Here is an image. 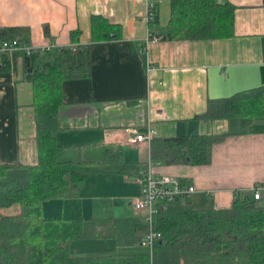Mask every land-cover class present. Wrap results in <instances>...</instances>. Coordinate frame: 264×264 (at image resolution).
Wrapping results in <instances>:
<instances>
[{"label":"crops","instance_id":"obj_1","mask_svg":"<svg viewBox=\"0 0 264 264\" xmlns=\"http://www.w3.org/2000/svg\"><path fill=\"white\" fill-rule=\"evenodd\" d=\"M147 1L156 4L152 30L164 35L170 0H0V27L18 28L15 37L26 45L88 47L89 75L61 84L65 103L56 133L61 145L57 159L105 162L107 154L119 152V160L110 162L116 171L95 173L69 197L42 204L47 217L83 218L106 233L114 221L124 220L115 235L72 240L74 255L149 253L141 243L147 212L132 204L142 169L176 176L196 188L187 199L157 202V210L228 207L235 193H251L257 183L264 187V119L206 114L209 99L251 88H259L264 101V0H217L235 5L230 37L146 42ZM93 15L112 24L109 38L92 37ZM5 57L8 65L0 66V162L33 163L32 85L23 77V53ZM148 128L156 139L226 135L214 144L209 163L175 164L153 154L151 141H131ZM18 209L13 204L3 211Z\"/></svg>","mask_w":264,"mask_h":264},{"label":"trees","instance_id":"obj_2","mask_svg":"<svg viewBox=\"0 0 264 264\" xmlns=\"http://www.w3.org/2000/svg\"><path fill=\"white\" fill-rule=\"evenodd\" d=\"M234 9L229 1L170 0L167 32L161 35L152 30L157 11L149 30L169 39L227 38L234 35ZM111 25L105 17L93 15L92 37L109 38ZM17 29L0 27V41L15 37ZM71 34L76 38L78 30ZM22 53L23 77L33 90L37 159L33 163L0 162V264H264V192L259 199L252 192H237L228 207L158 209L152 221L162 236L151 255L72 254V240L115 235L124 220L114 221L113 229L106 233L98 230L97 223L83 218L47 217L42 204L69 197L82 180L95 173L116 171L110 162L119 160V152L107 154L105 162L60 161L56 157L61 148L56 133L62 128L60 112L65 103L61 84L67 78L89 75L88 47L59 46ZM5 56L0 58L1 67L8 65ZM206 114L212 118L220 114L250 121L264 119L262 93L251 88L228 98L209 99ZM225 135L153 137L151 149L169 163L205 164L212 159L214 144ZM166 202L170 201L159 203ZM13 204L19 205L16 212L3 211Z\"/></svg>","mask_w":264,"mask_h":264},{"label":"built area","instance_id":"obj_3","mask_svg":"<svg viewBox=\"0 0 264 264\" xmlns=\"http://www.w3.org/2000/svg\"><path fill=\"white\" fill-rule=\"evenodd\" d=\"M156 15V4L152 1H147L145 7V21L147 23V35L145 41L160 39V36L152 33L149 30V22H151ZM70 48H77L83 45L71 43L68 45ZM57 46L47 44L42 47L28 46L22 42L18 37L4 39L0 41V58L3 54L14 52L30 53L33 50L48 51ZM144 50V46L141 47ZM154 135V130L148 128L144 133H136L131 138V141H151ZM140 183V189L136 196L132 198L133 207L137 210H145L147 215L145 217L147 228L141 238V243L147 247L149 254L153 253L155 243L161 238L162 234L153 227V215L156 213V203L160 201H172L178 198H185L191 196L196 188L193 184L169 174L156 175L151 170H146L142 174H138L137 178ZM261 186L257 185L252 188V194L255 199L262 196Z\"/></svg>","mask_w":264,"mask_h":264},{"label":"rangeland","instance_id":"obj_4","mask_svg":"<svg viewBox=\"0 0 264 264\" xmlns=\"http://www.w3.org/2000/svg\"><path fill=\"white\" fill-rule=\"evenodd\" d=\"M257 185H259V186L262 187V185H261L260 183L254 184L253 187H255V186H257ZM253 187H252V188H253ZM262 188H264V187H262ZM262 190H264V189H262ZM109 201H111V199H110ZM56 202H59V201H56ZM182 202L185 203V201H182ZM188 202H191V201H188ZM52 204H53V203H52ZM53 206H54V205H52V207H53Z\"/></svg>","mask_w":264,"mask_h":264}]
</instances>
